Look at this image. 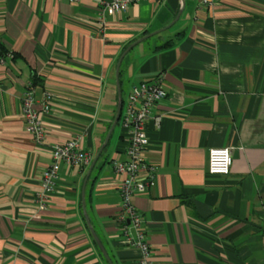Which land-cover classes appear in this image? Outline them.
Wrapping results in <instances>:
<instances>
[{
  "label": "crops",
  "instance_id": "1",
  "mask_svg": "<svg viewBox=\"0 0 264 264\" xmlns=\"http://www.w3.org/2000/svg\"><path fill=\"white\" fill-rule=\"evenodd\" d=\"M98 10L99 0H0V264H109L86 222L81 190L115 113L117 59L134 42L119 65L125 98L133 84L156 75L166 91L146 123L145 159L155 176L131 196L147 259L264 264V0H140L105 9L102 19ZM28 84L38 109L44 92L52 93L40 143L20 108ZM75 135L91 161H60L40 207L51 147ZM125 146L120 125L86 178L84 208L113 264H141L128 239L133 228L125 220L127 235L117 221L111 159H124ZM216 146L232 152L225 175L207 170Z\"/></svg>",
  "mask_w": 264,
  "mask_h": 264
},
{
  "label": "built area",
  "instance_id": "2",
  "mask_svg": "<svg viewBox=\"0 0 264 264\" xmlns=\"http://www.w3.org/2000/svg\"><path fill=\"white\" fill-rule=\"evenodd\" d=\"M77 1V0H71ZM140 0H99L98 16L103 18L105 9L112 11L125 10L128 4ZM156 1V0H148ZM219 0H199V4L210 6ZM51 91H45L41 109L36 108V99L33 87L28 84L21 95L20 108L24 119V126L33 139L40 143L45 136V128L41 114L49 111ZM166 95L159 75L149 79H142L133 84L122 102L119 123L126 139L124 159L112 158L111 164L117 175V188L121 196V210L117 221L123 224L125 234L128 233V224L134 230V237L129 241L141 251V264H150L147 259L149 244L144 237L140 225L142 219L136 207L131 202L134 193L145 191L155 176V166L145 159V150L148 145L146 123L150 117V109ZM157 124L159 116H153ZM81 137L78 135L53 144L50 150L51 159L41 174V190L37 193L40 207L45 206L47 196L54 189L58 177L60 161L71 165L86 166L90 163L92 152L83 148ZM232 163V152L228 146L211 147L208 150L207 170L212 174L225 175L229 172ZM128 221V224L125 223Z\"/></svg>",
  "mask_w": 264,
  "mask_h": 264
},
{
  "label": "water",
  "instance_id": "3",
  "mask_svg": "<svg viewBox=\"0 0 264 264\" xmlns=\"http://www.w3.org/2000/svg\"><path fill=\"white\" fill-rule=\"evenodd\" d=\"M181 12V7L179 8V11L177 13V15L175 16L174 20L177 19V17L179 16ZM149 34L151 33H147L141 37H139L136 41H140L142 40L143 38H145L146 36H148ZM135 43V42H134ZM134 43H131L129 44L122 52L121 54L119 55L118 59H117V62H116V67H115V80H116V91H117V102H116V108H115V113H114V117L109 125V128L106 132V135L104 137V140L102 141L101 145L99 146L98 150L96 151L91 163H90V166L88 168V171L86 173V177L83 181V184H82V190H81V195H82V203H83V213H84V216H85V219H86V222L88 224V227L92 233V236L93 238L95 239L98 247L100 248L102 254L104 255V257L106 258V260L108 261L109 264H113L104 244L102 243L101 239L99 238L98 234L96 233V231L94 230L91 222L89 221V218H88V215L85 211V208H84V199H83V193H84V187H85V182H86V178L87 176L89 175L90 173V170H91V167L92 165L94 164V162L96 161V159L98 158L99 154L101 153L102 149L105 147V145L107 144L108 140H109V137L116 125V123L118 122V119H119V116H120V111H121V107H122V96H121V89H120V82H119V65H120V62L122 60V57L124 56V54L126 53V51L133 46Z\"/></svg>",
  "mask_w": 264,
  "mask_h": 264
},
{
  "label": "rangeland",
  "instance_id": "4",
  "mask_svg": "<svg viewBox=\"0 0 264 264\" xmlns=\"http://www.w3.org/2000/svg\"><path fill=\"white\" fill-rule=\"evenodd\" d=\"M152 37H155V36H151L150 41H151ZM122 87H123V90H122L121 96L124 99L125 98V94H126V87H127L126 83H123V86ZM119 132H120V124L117 123L115 125V127H114L113 132L111 133V136H110V139H109V143L105 147V150L102 153V157L104 156V153H106L107 151H109L110 148L113 146V144L115 143V141L117 139V136H118Z\"/></svg>",
  "mask_w": 264,
  "mask_h": 264
},
{
  "label": "trees",
  "instance_id": "5",
  "mask_svg": "<svg viewBox=\"0 0 264 264\" xmlns=\"http://www.w3.org/2000/svg\"><path fill=\"white\" fill-rule=\"evenodd\" d=\"M168 45H170V41L165 42L163 45L159 46V48H160V47H164V46H168ZM5 52H6V51H5L4 47H2V45H0V57L3 56V55L5 54ZM119 82H120V89H121V94H122V85H121L122 79H121V76H120V70H119ZM122 99H123V98H122ZM113 116H114V114L112 115V118H113ZM111 121H112V119L110 120V122H109V124H108V126H107V129H108V127H109ZM106 145H107V144H106ZM103 149H104V148H103ZM101 155H102V151H101V153L99 154V158L101 157Z\"/></svg>",
  "mask_w": 264,
  "mask_h": 264
}]
</instances>
